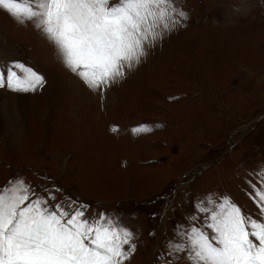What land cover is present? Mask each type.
Wrapping results in <instances>:
<instances>
[{
    "label": "rangeland",
    "instance_id": "obj_1",
    "mask_svg": "<svg viewBox=\"0 0 264 264\" xmlns=\"http://www.w3.org/2000/svg\"><path fill=\"white\" fill-rule=\"evenodd\" d=\"M177 4L187 19L98 89L32 23L0 10V74L19 62L44 79L35 91L0 87V188L22 179L42 198L51 190L50 210L114 217L133 234L124 264H186L169 242L189 223L211 232L196 208L210 195L259 214L264 0Z\"/></svg>",
    "mask_w": 264,
    "mask_h": 264
},
{
    "label": "snow or ice",
    "instance_id": "obj_2",
    "mask_svg": "<svg viewBox=\"0 0 264 264\" xmlns=\"http://www.w3.org/2000/svg\"><path fill=\"white\" fill-rule=\"evenodd\" d=\"M0 10L32 23L91 89L123 77L145 55L146 44L187 19L177 0H0ZM43 84L19 62L0 74V87L17 92ZM256 177L251 198L257 218L227 196L210 195L196 208L211 232L189 223L169 242V252L177 259L183 253L186 264H264V170ZM46 191L42 198L22 179L0 188V264H124L135 251L133 234L114 217L89 219L86 205L69 212L57 203L50 210L46 205L55 196Z\"/></svg>",
    "mask_w": 264,
    "mask_h": 264
}]
</instances>
